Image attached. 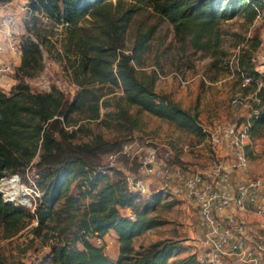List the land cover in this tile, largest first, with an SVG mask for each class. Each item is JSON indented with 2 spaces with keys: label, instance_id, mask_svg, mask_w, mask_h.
<instances>
[{
  "label": "trees",
  "instance_id": "obj_1",
  "mask_svg": "<svg viewBox=\"0 0 264 264\" xmlns=\"http://www.w3.org/2000/svg\"><path fill=\"white\" fill-rule=\"evenodd\" d=\"M143 6L166 19L176 34L190 36L196 48L216 53L220 23L238 15L251 21L257 9H264V0H28L32 13L68 29L64 49L75 58L69 61V75L77 90L72 98L55 85L32 92L25 78L42 70L44 40L39 34L20 40L17 82L8 93L0 90V180L33 169L40 195L31 209L4 201L0 193V232L8 239L29 227L30 241L48 246L44 259L52 264L194 262V255L177 257L186 251L177 240L134 245V238L161 224L153 212L163 195L171 194L162 189L148 196L130 192L124 172L102 163L100 155L119 151L123 141L98 134L74 141L86 130L83 120L117 123L132 131L140 127L142 113L205 137L199 110L183 108L170 93L158 92L159 72L142 60L155 25L137 23L132 43L126 45L128 29ZM235 67L241 78L250 75L243 89L251 88L258 106L264 105V74L250 55L243 53ZM261 124L262 109L251 117L250 131ZM122 209L129 213L122 214ZM110 231L118 241L115 258L95 242ZM0 264H7L2 255Z\"/></svg>",
  "mask_w": 264,
  "mask_h": 264
},
{
  "label": "rangeland",
  "instance_id": "obj_2",
  "mask_svg": "<svg viewBox=\"0 0 264 264\" xmlns=\"http://www.w3.org/2000/svg\"><path fill=\"white\" fill-rule=\"evenodd\" d=\"M8 3L13 13V33L10 37H5L4 45L9 46L10 42L20 44V40L25 36L36 39L38 34L44 40L40 45L43 68L36 76L25 78L30 90L46 92L51 85H55L67 97L72 98L77 86L69 75V61H75V58L64 49L68 29L59 22L32 13L27 4H22V0H10ZM137 23L154 24L156 27L142 60L151 64H147L148 69L155 68L159 72L156 85L158 92L170 93L183 108H197L199 123L208 131H212L217 125L240 127L251 122L254 109L257 108L255 93L251 88L245 90V87L241 86L242 78L235 70V61H240L243 53L250 55L256 70L264 72V9H258L251 21L242 15L222 21L218 27L220 44L216 53L196 48L190 36L176 34L173 26L148 6L141 8L129 27L127 47L132 43ZM234 54L236 58L234 57L230 69L228 60ZM3 60L0 65H10V70L0 72V90L8 93L17 82L15 75L20 59L5 54ZM213 62L216 64L213 65ZM259 109L264 110V105ZM140 119V127L132 131H127L117 123L104 125L98 120H83L86 130L77 133L74 141H86L98 134L105 140L123 141L122 144L132 143L130 153L137 152L132 160L126 154L118 153L116 159L111 162L107 154L100 155L103 164L123 172L135 171L139 155L148 149H155L159 158L168 152L166 162L171 167L185 172L204 170L214 162L234 161L232 149L226 144L213 146L206 136L200 139L146 113H142ZM136 144L142 146L140 151L136 150ZM185 145L187 148H184ZM245 153L248 166L245 170L233 169L232 179L241 181L264 177V124L250 131ZM12 180L13 186L7 187L6 184ZM156 186V180L153 179L149 185L151 193L156 191ZM0 192L2 195L6 194V198L13 200L14 204L19 203L32 209L40 195L35 186L33 169L26 170L24 175L17 177L6 175L0 182ZM24 198H27L28 203L23 204ZM61 203L62 201H59L56 207ZM121 213L128 214L129 210L122 209ZM153 215L161 224L134 238L136 247L161 239L177 240L186 248L178 258L194 255V262L189 264H203L200 260L203 253L200 243L203 236L202 219L194 204L180 196L164 194ZM29 229L26 227L8 239L2 238L0 232V255L6 259L7 264H52L44 259L49 250L48 246L37 240L30 241ZM95 242L103 245L108 256L116 257L118 241L113 232H108L101 242L97 239Z\"/></svg>",
  "mask_w": 264,
  "mask_h": 264
},
{
  "label": "built area",
  "instance_id": "obj_3",
  "mask_svg": "<svg viewBox=\"0 0 264 264\" xmlns=\"http://www.w3.org/2000/svg\"><path fill=\"white\" fill-rule=\"evenodd\" d=\"M8 2L0 5H9ZM5 21L11 25L13 14L0 19V27ZM3 47L0 61H4L5 54L20 59V44L10 42L9 46ZM234 57L235 54L228 60L230 69ZM9 70L10 65H0V72ZM257 71L264 74L263 71ZM250 79V75H243L241 86H249ZM255 101L257 108L252 116L260 111V100L255 97ZM203 131L211 145H228L232 149L234 161L214 162L204 170L185 172L166 162L168 152L159 158L155 149H148L139 155L135 171L124 170L127 189L148 196L152 192L149 189L150 182L155 179L156 191L165 190L172 196H180L194 204L202 219L203 236L200 243L203 253L200 260L203 264H264V177L234 181L231 175L233 169L245 170L248 166L245 145L249 139L250 122L240 127L217 125L212 131ZM131 146L132 143L122 144L119 151L107 154L108 159L113 162L120 153L132 160L137 152L130 153ZM135 148L140 151L142 146L136 144ZM2 198L8 200L4 194ZM250 216L252 218H248ZM97 241L102 240L98 238Z\"/></svg>",
  "mask_w": 264,
  "mask_h": 264
},
{
  "label": "clouds",
  "instance_id": "obj_4",
  "mask_svg": "<svg viewBox=\"0 0 264 264\" xmlns=\"http://www.w3.org/2000/svg\"><path fill=\"white\" fill-rule=\"evenodd\" d=\"M28 0H22V4H27ZM26 10V9H22ZM12 10L10 9L8 4L0 5V19L6 17V16H11ZM13 33L12 27L8 21H5L4 25L0 27V52L4 51V41L5 37L8 36L10 37Z\"/></svg>",
  "mask_w": 264,
  "mask_h": 264
},
{
  "label": "bare ground",
  "instance_id": "obj_5",
  "mask_svg": "<svg viewBox=\"0 0 264 264\" xmlns=\"http://www.w3.org/2000/svg\"><path fill=\"white\" fill-rule=\"evenodd\" d=\"M15 176V175H12ZM3 179V178H2ZM1 181V180H0ZM16 183V182H15ZM14 181L12 180L11 182H9L8 184H6L7 187L11 188V186H13ZM2 191V190H1ZM4 197L6 198V194H4ZM7 199V198H6ZM9 200V199H8ZM13 201V200H12Z\"/></svg>",
  "mask_w": 264,
  "mask_h": 264
},
{
  "label": "water",
  "instance_id": "obj_6",
  "mask_svg": "<svg viewBox=\"0 0 264 264\" xmlns=\"http://www.w3.org/2000/svg\"><path fill=\"white\" fill-rule=\"evenodd\" d=\"M6 201H9V200H6ZM23 203H28L27 198H24V199H23Z\"/></svg>",
  "mask_w": 264,
  "mask_h": 264
},
{
  "label": "crops",
  "instance_id": "obj_7",
  "mask_svg": "<svg viewBox=\"0 0 264 264\" xmlns=\"http://www.w3.org/2000/svg\"><path fill=\"white\" fill-rule=\"evenodd\" d=\"M175 100L177 101V99L175 98ZM111 232H113V231H111Z\"/></svg>",
  "mask_w": 264,
  "mask_h": 264
}]
</instances>
